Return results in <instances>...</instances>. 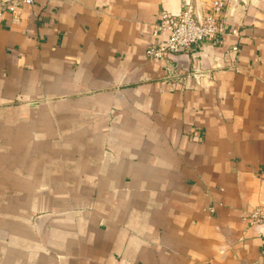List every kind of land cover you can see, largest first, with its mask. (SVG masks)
<instances>
[{
	"label": "crops",
	"instance_id": "crops-1",
	"mask_svg": "<svg viewBox=\"0 0 264 264\" xmlns=\"http://www.w3.org/2000/svg\"><path fill=\"white\" fill-rule=\"evenodd\" d=\"M183 4L3 12L0 264H264V0H225L214 38L149 58Z\"/></svg>",
	"mask_w": 264,
	"mask_h": 264
},
{
	"label": "built area",
	"instance_id": "built-area-1",
	"mask_svg": "<svg viewBox=\"0 0 264 264\" xmlns=\"http://www.w3.org/2000/svg\"><path fill=\"white\" fill-rule=\"evenodd\" d=\"M33 2L34 0H0V17L3 12L9 11L13 20L17 21L20 8ZM224 4L223 0H215L203 12H198L190 0H184L183 7L178 12L161 11L158 20L153 24L155 38L146 48L148 57L162 58L181 50L193 54L200 41L214 38L220 30ZM229 32L235 36L240 35L237 27L230 28ZM232 49L236 50V45H233ZM207 74L208 72L200 67H195L192 71L198 82L199 78ZM248 217L253 223H264V204L251 209Z\"/></svg>",
	"mask_w": 264,
	"mask_h": 264
},
{
	"label": "rangeland",
	"instance_id": "rangeland-1",
	"mask_svg": "<svg viewBox=\"0 0 264 264\" xmlns=\"http://www.w3.org/2000/svg\"><path fill=\"white\" fill-rule=\"evenodd\" d=\"M190 1H191V3L194 4L197 11L199 10V12H203L215 0H190ZM223 1L225 3V0H223ZM224 6H226V4H224ZM192 71H193V69H192ZM192 71H188L187 73L190 75V72H191V75H192ZM192 77H193V75H192ZM39 219H40V217L34 216V217H32V219L30 218V222L34 223V225H36L38 222H40Z\"/></svg>",
	"mask_w": 264,
	"mask_h": 264
}]
</instances>
